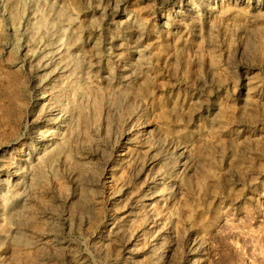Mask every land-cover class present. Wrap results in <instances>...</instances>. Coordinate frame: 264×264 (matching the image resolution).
Here are the masks:
<instances>
[{
  "label": "rangeland",
  "instance_id": "obj_1",
  "mask_svg": "<svg viewBox=\"0 0 264 264\" xmlns=\"http://www.w3.org/2000/svg\"><path fill=\"white\" fill-rule=\"evenodd\" d=\"M0 264H264V0H0Z\"/></svg>",
  "mask_w": 264,
  "mask_h": 264
},
{
  "label": "bare ground",
  "instance_id": "obj_2",
  "mask_svg": "<svg viewBox=\"0 0 264 264\" xmlns=\"http://www.w3.org/2000/svg\"><path fill=\"white\" fill-rule=\"evenodd\" d=\"M28 159H29V158H27V161H28ZM27 161H26V162H27Z\"/></svg>",
  "mask_w": 264,
  "mask_h": 264
}]
</instances>
